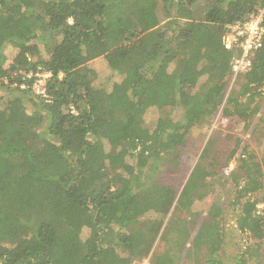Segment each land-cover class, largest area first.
<instances>
[{"label": "trees", "instance_id": "obj_1", "mask_svg": "<svg viewBox=\"0 0 264 264\" xmlns=\"http://www.w3.org/2000/svg\"><path fill=\"white\" fill-rule=\"evenodd\" d=\"M263 6L264 0H0V264L145 260L170 209H189L193 191L217 175L215 162H205L209 140L183 184L164 180L169 170L182 171L189 131L218 110L243 122L259 110L264 38L251 68L231 83L234 52L222 35L227 24ZM9 47L17 52L7 62ZM97 57L121 77L110 91L93 82L87 64ZM41 72L50 76L37 93ZM167 107L171 113L147 128L146 110ZM257 142L264 144V131ZM239 154L229 174L235 224L256 243L234 262L255 256L258 263L264 146L260 158L247 144ZM149 213L159 218L146 221ZM222 213L214 200L194 233L181 213L171 214L160 232L167 247L148 264H199V251L205 264H224Z\"/></svg>", "mask_w": 264, "mask_h": 264}, {"label": "rangeland", "instance_id": "obj_2", "mask_svg": "<svg viewBox=\"0 0 264 264\" xmlns=\"http://www.w3.org/2000/svg\"><path fill=\"white\" fill-rule=\"evenodd\" d=\"M58 40V37H55ZM49 47L54 44L53 39H49ZM15 47H9L5 53L8 61L16 54ZM42 56L46 57L44 48H41ZM87 66L94 71L93 82L96 85L104 87L105 90L110 91L113 83L119 81L121 77L113 72L105 63L102 57H97L88 62ZM239 79V78H238ZM238 82V80H237ZM262 95L258 98L259 110L249 120L243 122L238 119L224 117L221 110H218L209 123H203L194 126L187 134V143L181 149V169L182 171L169 170L163 176L167 182L175 183L184 181L188 178L194 164L199 159L203 148L211 141L208 149V159L205 162L214 161V175L198 186L192 193V204L189 209L180 211L178 208H171L168 214L164 217L162 228L169 220V217L174 213H181V216L190 222L191 232L194 233L196 227L207 221L208 209L214 200H218L223 206L222 218L220 224L224 232L223 247L219 251V257L224 264H235L234 259L239 256L246 247L253 246L256 240L249 236L248 233L241 232L237 229L235 221L239 213L237 205L233 202L236 199V187L230 178V172L236 170L239 165V151L243 144H247L249 150H254L258 158L261 157L262 142H257V138L261 137L264 131V85L261 88ZM1 94V93H0ZM171 113V108L167 107L163 110L149 108L144 114V122L147 128L153 129L157 123L162 122V118ZM179 109L173 111L171 116L178 117ZM240 139V146H236L235 142ZM108 149V145L105 144ZM235 147V154L231 151ZM216 176V177H215ZM162 178V176H161ZM263 181H264V166H263ZM171 182V183H172ZM258 212L264 217V205H257ZM172 214V215H171ZM159 216L155 213L146 215L145 220L154 221ZM161 228V230H162ZM160 230V232H161ZM160 232L155 238L153 245L147 258L143 261H134L132 264H148L150 256L155 252H162L167 246L165 240L160 238ZM189 242L186 248L189 247ZM204 251V248H202ZM261 256L259 262L256 263L255 256L246 257L248 264H264V239L261 246ZM109 255V254H108ZM199 264H205L202 259V252L199 251ZM202 257V258H201ZM185 264H195L193 260L186 261Z\"/></svg>", "mask_w": 264, "mask_h": 264}, {"label": "built area", "instance_id": "obj_3", "mask_svg": "<svg viewBox=\"0 0 264 264\" xmlns=\"http://www.w3.org/2000/svg\"><path fill=\"white\" fill-rule=\"evenodd\" d=\"M263 15L264 6L249 13L244 19L233 21L225 26L222 43L226 49L234 52L230 61L231 83L251 68L252 56L263 43ZM48 76H50L48 72L37 74L33 85L35 92L44 93V84Z\"/></svg>", "mask_w": 264, "mask_h": 264}]
</instances>
